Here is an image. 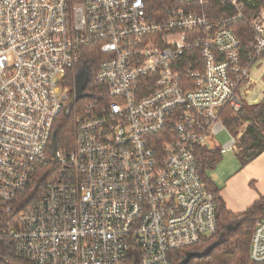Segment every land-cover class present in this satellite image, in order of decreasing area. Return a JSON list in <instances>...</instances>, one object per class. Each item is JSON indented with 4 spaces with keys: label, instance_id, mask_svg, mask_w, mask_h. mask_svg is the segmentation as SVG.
<instances>
[{
    "label": "built area",
    "instance_id": "2783aa9c",
    "mask_svg": "<svg viewBox=\"0 0 264 264\" xmlns=\"http://www.w3.org/2000/svg\"><path fill=\"white\" fill-rule=\"evenodd\" d=\"M93 46L89 88L81 64ZM259 82L264 0H0V201L22 204L0 228V258L9 239L30 264H129L132 252L174 264V251L219 231L197 150L218 147L223 130V149L237 150L248 123L235 136L225 118L264 104V90L250 97ZM75 103L74 148L54 155L55 123ZM250 257L264 264V215Z\"/></svg>",
    "mask_w": 264,
    "mask_h": 264
},
{
    "label": "trees",
    "instance_id": "16d2710c",
    "mask_svg": "<svg viewBox=\"0 0 264 264\" xmlns=\"http://www.w3.org/2000/svg\"><path fill=\"white\" fill-rule=\"evenodd\" d=\"M242 45L248 49L252 39V33L246 22H240L236 26ZM100 54L95 46L86 49L81 66L88 69L91 74L90 87L93 84L94 75L97 72ZM66 83L73 88L74 74L69 73ZM80 103L71 106L70 115L61 114L55 123L57 149L71 151L75 145L77 127L76 117L79 114ZM229 114V113H228ZM264 104H244L241 110L231 117L225 118V123L231 132L237 136L240 127L248 123L246 130L237 140L236 155L241 165H246L264 151ZM220 152L210 147H200L197 150L198 168L205 186L213 192L219 231L213 237L200 243L178 249L173 252L174 264H180L187 252L202 251L217 240L220 244L215 247L207 257H194L188 264H257L250 257V248L256 223L264 215V196L258 199L243 213L235 214L228 210L221 196V188L208 175V169L219 159ZM50 177L49 171H44V179ZM22 204H18L12 211H8L7 205L0 201V228L8 222L15 224L19 217ZM222 238V239H221ZM2 246L7 256L0 258V264H30L16 252L15 243L9 239L2 240ZM137 253L132 252L129 264H138Z\"/></svg>",
    "mask_w": 264,
    "mask_h": 264
},
{
    "label": "crops",
    "instance_id": "0c3cea01",
    "mask_svg": "<svg viewBox=\"0 0 264 264\" xmlns=\"http://www.w3.org/2000/svg\"><path fill=\"white\" fill-rule=\"evenodd\" d=\"M228 210L243 213L264 196V151L246 165H239L225 184L219 186Z\"/></svg>",
    "mask_w": 264,
    "mask_h": 264
},
{
    "label": "rangeland",
    "instance_id": "374dc122",
    "mask_svg": "<svg viewBox=\"0 0 264 264\" xmlns=\"http://www.w3.org/2000/svg\"><path fill=\"white\" fill-rule=\"evenodd\" d=\"M258 72L254 73L253 76L257 77ZM252 94L250 97L253 99L258 97V100L262 101V92L264 90V86L262 82L253 85L252 87ZM248 105H255L256 103H247ZM244 125V124H243ZM243 125L240 127L242 129ZM232 137L231 133L228 131L223 130L216 135L217 144L219 145L216 147V141L214 142L211 140L209 143V147L217 149L220 152L219 159L215 162V164L210 167L208 171V175L215 181L218 186L225 184L227 179L233 175V172L237 169L239 165V160L236 155V149H223V146L226 142H228Z\"/></svg>",
    "mask_w": 264,
    "mask_h": 264
},
{
    "label": "water",
    "instance_id": "95a60500",
    "mask_svg": "<svg viewBox=\"0 0 264 264\" xmlns=\"http://www.w3.org/2000/svg\"><path fill=\"white\" fill-rule=\"evenodd\" d=\"M89 83V74L85 69H82L80 72L76 74L75 77V93H76V100H80L87 96V94L84 92L87 85ZM71 112L70 108H67L66 115L69 116ZM52 152L54 155L57 153V145H56V132L53 133L52 137V143H51ZM222 239V238H221ZM221 240H217L207 246L202 251H190L186 253V256L183 258V260L180 262V264H188L190 260L194 257L202 258L207 257L212 250L217 247L220 244Z\"/></svg>",
    "mask_w": 264,
    "mask_h": 264
},
{
    "label": "bare ground",
    "instance_id": "6f19581e",
    "mask_svg": "<svg viewBox=\"0 0 264 264\" xmlns=\"http://www.w3.org/2000/svg\"><path fill=\"white\" fill-rule=\"evenodd\" d=\"M61 116V115H60Z\"/></svg>",
    "mask_w": 264,
    "mask_h": 264
}]
</instances>
